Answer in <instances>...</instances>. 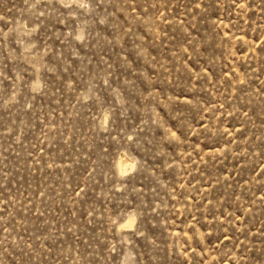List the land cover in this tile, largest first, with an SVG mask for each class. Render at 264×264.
Returning <instances> with one entry per match:
<instances>
[{"label": "rangeland", "instance_id": "rangeland-1", "mask_svg": "<svg viewBox=\"0 0 264 264\" xmlns=\"http://www.w3.org/2000/svg\"><path fill=\"white\" fill-rule=\"evenodd\" d=\"M0 264H264V0H0Z\"/></svg>", "mask_w": 264, "mask_h": 264}, {"label": "bare ground", "instance_id": "bare-ground-1", "mask_svg": "<svg viewBox=\"0 0 264 264\" xmlns=\"http://www.w3.org/2000/svg\"><path fill=\"white\" fill-rule=\"evenodd\" d=\"M130 161V160H129ZM127 162V161H126ZM126 166H125V161H120L119 164H118V169L119 171L121 172H124L126 169ZM121 174V173H120ZM132 220V219H131ZM132 225V224H131ZM128 226V225H127Z\"/></svg>", "mask_w": 264, "mask_h": 264}]
</instances>
